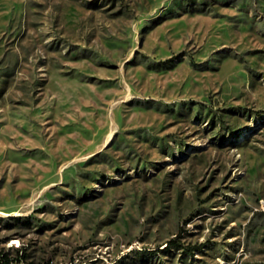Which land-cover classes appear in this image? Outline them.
Returning a JSON list of instances; mask_svg holds the SVG:
<instances>
[{
    "label": "rangeland",
    "instance_id": "1",
    "mask_svg": "<svg viewBox=\"0 0 264 264\" xmlns=\"http://www.w3.org/2000/svg\"><path fill=\"white\" fill-rule=\"evenodd\" d=\"M16 249L264 264V0H0V251Z\"/></svg>",
    "mask_w": 264,
    "mask_h": 264
},
{
    "label": "trees",
    "instance_id": "2",
    "mask_svg": "<svg viewBox=\"0 0 264 264\" xmlns=\"http://www.w3.org/2000/svg\"><path fill=\"white\" fill-rule=\"evenodd\" d=\"M172 243H175L176 241H171ZM16 254L13 256L10 253L0 251V264H21L23 262V255H19L20 249H16Z\"/></svg>",
    "mask_w": 264,
    "mask_h": 264
}]
</instances>
